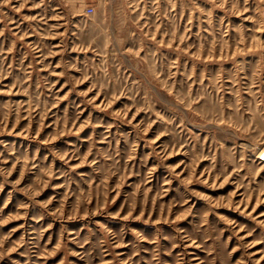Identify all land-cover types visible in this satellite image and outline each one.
I'll return each instance as SVG.
<instances>
[{"label":"rangeland","instance_id":"obj_1","mask_svg":"<svg viewBox=\"0 0 264 264\" xmlns=\"http://www.w3.org/2000/svg\"><path fill=\"white\" fill-rule=\"evenodd\" d=\"M263 151L264 0H0V264H264Z\"/></svg>","mask_w":264,"mask_h":264},{"label":"built area","instance_id":"obj_2","mask_svg":"<svg viewBox=\"0 0 264 264\" xmlns=\"http://www.w3.org/2000/svg\"><path fill=\"white\" fill-rule=\"evenodd\" d=\"M93 10V7L91 6V5H88L87 7H86V11L87 12H91Z\"/></svg>","mask_w":264,"mask_h":264},{"label":"water","instance_id":"obj_3","mask_svg":"<svg viewBox=\"0 0 264 264\" xmlns=\"http://www.w3.org/2000/svg\"><path fill=\"white\" fill-rule=\"evenodd\" d=\"M262 156H264V151L262 152Z\"/></svg>","mask_w":264,"mask_h":264},{"label":"bare ground","instance_id":"obj_4","mask_svg":"<svg viewBox=\"0 0 264 264\" xmlns=\"http://www.w3.org/2000/svg\"><path fill=\"white\" fill-rule=\"evenodd\" d=\"M263 150V149H262ZM261 153V152H260ZM181 258V257H180Z\"/></svg>","mask_w":264,"mask_h":264}]
</instances>
